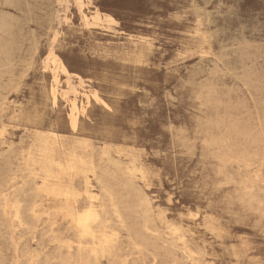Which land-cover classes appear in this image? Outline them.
Returning <instances> with one entry per match:
<instances>
[{
	"label": "rangeland",
	"instance_id": "rangeland-1",
	"mask_svg": "<svg viewBox=\"0 0 264 264\" xmlns=\"http://www.w3.org/2000/svg\"><path fill=\"white\" fill-rule=\"evenodd\" d=\"M1 1L16 50L0 77V264H264V77L245 75L264 66V0ZM38 131L83 141L94 164L64 178L70 204L39 192ZM104 171L147 206H116ZM95 209L98 239L79 236L74 217Z\"/></svg>",
	"mask_w": 264,
	"mask_h": 264
},
{
	"label": "bare ground",
	"instance_id": "bare-ground-1",
	"mask_svg": "<svg viewBox=\"0 0 264 264\" xmlns=\"http://www.w3.org/2000/svg\"><path fill=\"white\" fill-rule=\"evenodd\" d=\"M0 3L1 4H5V2L1 1V0H0ZM97 17H99V13H97ZM108 19L110 21H114V19H112L111 16L110 17L108 16ZM198 30H197V32H198ZM11 36H12V31L10 29V26L8 25V23H6V20L0 19V77H12V72H13L12 62L14 60V54H15L16 48H15V46L13 44ZM200 50H202V48ZM209 72H211V70ZM245 75H246V77H264V66L256 67L255 64L253 66H249V67L245 66ZM96 97H98V96L96 95ZM53 102L57 103V90L56 89L53 90ZM69 125L73 129L79 128V120H78V117H77V115L75 113L71 114L70 120H69ZM254 138H255L254 136H249V139L251 141L255 140ZM67 143H68V141H66L65 139L61 138L60 135L57 132H55V131H38L36 133L35 138H34V143H33L34 149L32 150L33 154H31V156L29 157L28 164H29L30 171L32 173H34L38 178H40L42 180V185H41V187H39V192L41 194H44V195H46V196H48V197H50L52 199H55V200H58V201H63L65 203H67V204H70V203L75 201L76 193L71 187H66L63 184L64 178L66 176H69L71 179H73L75 176L86 175L88 172L95 173L96 169L93 166L94 164L92 163V161L88 160L78 150V147H81L82 149L84 148L85 144H84L83 141H81V140L76 141L75 146L72 147L71 149H69L68 151L65 150V145ZM109 153H110L109 151L106 152L107 155H109ZM236 160H237V158H236ZM129 173L131 175H136L137 173H139V171H138V169H137V167L135 165H132V166L129 167ZM103 174H104V176H103V178L100 181V187L105 192V194L107 195V198L110 201H112L116 206H122L123 208L127 209L129 212H133V213H137V209L138 208H140L142 206H147L148 202H147V200H146V198L144 196H142L140 193H135L134 194L132 191H130V188L128 186V185H130V187H132V184L130 182L127 183L126 181H123V179L118 178L112 172H105L104 171ZM256 176H258V175H256ZM35 185H36V183H35ZM37 185H36V187H37ZM4 188H5L4 182H0V192H3ZM7 199H8V197H7ZM5 203H6V199H5ZM17 204H16V206H17ZM6 205L7 204H5V206ZM12 207H13V205L11 206V208ZM114 207L115 206H113V208ZM6 208H7V206H6ZM13 208H15V206ZM89 208H91V206ZM115 214H116V212H115ZM19 215H20V213H19ZM196 215H197V213H196ZM118 216H119V214H118ZM98 218H99V214L96 211V209L95 210H87L84 213L74 217L75 228H77V230L80 232L79 236L89 237L92 240L96 239L97 237L95 236L96 234L94 233V229L92 230V226H93V223H95L98 220ZM13 220L14 219H12V221ZM136 226H137V228H136L137 229V236H139V237L144 239V235H145L144 233L146 231L150 230V226L148 225V220L147 219L139 220V221H137ZM171 227H175L173 230H175L177 228L176 226H173V225ZM15 228H17V227H15ZM104 229H107V228H104ZM171 229L172 228H170V230ZM175 231H176V234H177V229ZM174 232H173V234H174ZM100 233H101V231H100ZM102 233H104V235H105V230ZM117 233H119V231ZM107 234H109V233L107 232ZM110 234H113V232L110 233ZM114 235H113V237H115ZM118 235H117V238H118ZM106 236H108V235H106ZM178 236H179V234H178ZM101 238L102 237H99L100 240H101ZM110 238L111 237H108V239H110ZM72 240H71V242H72ZM100 240H98V242ZM80 241H81V239H80ZM179 241H181V236H180ZM66 242H67V240H66ZM93 242H95V241H93ZM109 242H108V244H109ZM113 242H115V241H113ZM70 243H68V244H70ZM92 243H91V245H92ZM100 243L101 242H99L97 244L99 245ZM86 244H89V243L87 242ZM108 244H106V245H108ZM16 245H17V242H16ZM98 245L96 246V244H95L94 248L99 247ZM103 245H105V244H103ZM70 246H71V244H70ZM138 246H140V245H138ZM100 247H102V245H100ZM109 248L112 249L111 247H109ZM188 248L189 247H187V249ZM101 250H103V249H101ZM103 251L106 252L107 250L105 251V249H104ZM96 252H97V250H96ZM69 254H70V252H69ZM91 254H93V252ZM191 254H192V250H191ZM193 254H194V252H193ZM197 261H198V259H197ZM64 264H69V263H67V261H65Z\"/></svg>",
	"mask_w": 264,
	"mask_h": 264
}]
</instances>
